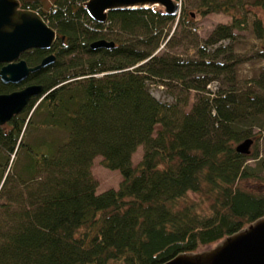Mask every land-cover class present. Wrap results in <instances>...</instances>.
Instances as JSON below:
<instances>
[{"label":"trees","instance_id":"1","mask_svg":"<svg viewBox=\"0 0 264 264\" xmlns=\"http://www.w3.org/2000/svg\"><path fill=\"white\" fill-rule=\"evenodd\" d=\"M84 1L20 0L57 38L50 50L22 54L30 65L49 52L55 60L26 79L43 85L41 95L0 125V264H159L263 215L264 190L238 184L264 171V157L235 149L253 128L264 133V63L243 87L231 46L234 29L247 25L246 13H235L243 1L198 0L200 15L222 11L232 20L218 23L198 55L187 57L167 50L173 23L183 31L194 21L185 5L177 21L153 6L110 11L98 22ZM249 2L264 47V0ZM98 38L115 45L91 47ZM214 79L221 85L211 94L206 85ZM151 81L193 89L195 100L189 110L188 93L161 101ZM19 86L0 80V93ZM32 131L37 137L27 140ZM138 146L143 153L133 166ZM97 155L120 171L118 187L97 192Z\"/></svg>","mask_w":264,"mask_h":264},{"label":"water","instance_id":"2","mask_svg":"<svg viewBox=\"0 0 264 264\" xmlns=\"http://www.w3.org/2000/svg\"><path fill=\"white\" fill-rule=\"evenodd\" d=\"M83 5L89 17L98 22H105L110 11L153 6L177 20L181 9L178 0H85ZM56 38V29L37 10L22 7L20 0H0V80L20 84L16 89L0 93V125L20 113L32 97L41 95L43 85L25 83L26 79L55 60L54 52H49L40 62L30 65L22 54L32 48L50 50ZM114 45V40L106 38L90 43L93 48ZM253 141L252 137L244 138L235 149L248 154ZM159 264H264V214L211 245L178 252Z\"/></svg>","mask_w":264,"mask_h":264},{"label":"rangeland","instance_id":"3","mask_svg":"<svg viewBox=\"0 0 264 264\" xmlns=\"http://www.w3.org/2000/svg\"><path fill=\"white\" fill-rule=\"evenodd\" d=\"M181 4L185 5L189 11H192V17L194 18L191 26L186 25L184 28V32L177 27V23L174 22L170 32H173L174 42L171 43V47L167 48V50L174 54H179L182 57H187L191 55H198V48L201 45H205L204 39L209 36L211 31L218 23H230L232 17L230 14H226L222 11H216L208 13L204 16L200 15L196 10V3L198 0H178ZM243 3L236 8L235 13L240 15V13H246L247 25L242 29H234L235 38L233 42H231V46H234V54L236 59V72L237 78L239 79V83L243 85V87H247L249 85L248 81L250 78L255 77L259 74L262 64L264 63V58L261 57V53L264 52V47L261 46L260 39L255 36L254 31L252 29L251 20L254 17L255 6H251V0H242ZM240 11V12H238ZM176 19V18H175ZM181 32H180V31ZM190 30V33H188ZM184 34H188L189 36L180 40V38H185ZM190 39L195 41H190ZM222 45L227 44L228 40L223 39L220 40ZM219 42V43H220ZM218 42L215 45H206V50L214 48L219 44ZM164 44H161L159 50H163ZM149 90L150 92L156 96L161 101L165 102H175L178 98L182 97L184 94L188 93V104L186 106V110H189L192 103L195 100V90H186L180 85L170 81L168 84H162L158 81L149 82ZM221 85L220 80L214 79L211 80L206 88L209 89L208 93L215 92L219 86ZM222 87V86H221ZM187 91V92H186ZM255 134L253 135V143L250 147L251 153L257 152L258 157H264V133L260 130L259 127L253 128ZM37 137L35 132H31L30 135L26 137L27 140H32ZM1 146V145H0ZM2 147V146H1ZM0 147V150H2ZM3 151V150H2ZM143 147L138 146L135 152L132 154V164L135 166L142 157ZM15 157V152L11 153L9 157V167L12 165L13 159ZM102 156L97 155L93 159L92 163V173L97 180V192L105 190L109 187H118L122 176L118 169H111L105 167L102 162ZM255 158L249 157L248 163L251 165L255 164ZM13 167V166H12ZM12 171V168H11ZM4 174H7V170H4ZM3 179V178H2ZM1 183V181H0ZM239 185L244 188H248L251 190H264V171L262 172V178L259 179H243L240 180ZM1 185V184H0ZM5 198L0 197V203H4ZM4 230V229H3ZM115 264H123L122 260H117Z\"/></svg>","mask_w":264,"mask_h":264},{"label":"flooded vegetation","instance_id":"4","mask_svg":"<svg viewBox=\"0 0 264 264\" xmlns=\"http://www.w3.org/2000/svg\"><path fill=\"white\" fill-rule=\"evenodd\" d=\"M21 3V2H20ZM0 66H1V64H0Z\"/></svg>","mask_w":264,"mask_h":264}]
</instances>
